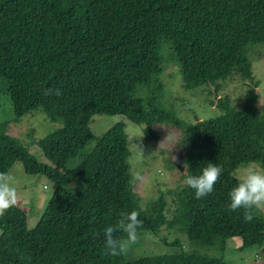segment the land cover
Here are the masks:
<instances>
[{
  "label": "trees",
  "instance_id": "1",
  "mask_svg": "<svg viewBox=\"0 0 264 264\" xmlns=\"http://www.w3.org/2000/svg\"><path fill=\"white\" fill-rule=\"evenodd\" d=\"M251 44L264 45V0H0V104L11 114L0 118V171L20 162L25 173L54 183L32 228L17 205L0 217V264H230L223 257L230 238L239 240L236 249L258 247L264 260V213L253 209L246 222L243 209L228 210L227 196L239 166L264 165ZM171 63L182 87L204 93L220 114L186 122L166 108L160 75ZM233 70L248 82L239 109L228 95L218 97L219 81ZM48 88L62 95H44ZM33 112L58 124L34 138L48 163L7 132ZM95 114L124 116L146 141L159 139L155 124L179 129L183 177L209 162L223 166L213 192L198 199L183 184L141 207L125 123L96 138ZM133 210L143 222L138 235L180 249L134 259L104 255L103 228ZM162 227L216 246L219 255L189 251L177 238L167 242Z\"/></svg>",
  "mask_w": 264,
  "mask_h": 264
},
{
  "label": "rangeland",
  "instance_id": "2",
  "mask_svg": "<svg viewBox=\"0 0 264 264\" xmlns=\"http://www.w3.org/2000/svg\"><path fill=\"white\" fill-rule=\"evenodd\" d=\"M248 57L252 63V72L255 79L259 82L256 87L258 94V106L264 113V45L251 44L248 47ZM160 80L164 88V102L166 108L174 111L181 119L186 122H194L196 119H206L220 114L215 105L208 104L205 100V94L186 90L182 87L180 73L175 64H169L160 75ZM221 88L218 91V97L228 95L231 105L239 109L245 101L248 90L247 81L243 80L236 70L226 78L219 81ZM0 118L10 117V109L5 104H0ZM9 107L11 108L10 104ZM5 111V112H4ZM4 112V113H3ZM10 114V115H9ZM118 121L125 123V131L128 135L129 148L131 155L129 165L133 177L139 173L142 177L139 181H133V190L139 198V204L145 208L147 202L156 198L160 191L173 189L185 184V166L182 164L181 146L178 141L181 137V131L170 125L155 124L154 130L159 139L157 141H146L143 136L140 125L127 120L124 116L95 114L92 116L90 128L96 138L107 130L111 125ZM58 126L47 120L43 114L33 112L25 114L18 122H11L7 132L19 140L41 161L48 163L41 150L35 143V139L43 137L47 132ZM34 129L33 139H29V129ZM32 133V132H31ZM183 166L180 170L177 165ZM55 168L59 165L53 164ZM239 166L236 174L244 168ZM17 178L18 184V203L27 216V226L32 228L38 221L45 205L50 197L54 183L43 175L27 174L24 172L22 164L16 162L10 170ZM169 208L172 209L171 198L166 196ZM263 213L264 210L260 209ZM143 235V236H142ZM161 235L167 236V242L174 238L179 239L183 246L189 251H196L203 254L218 256L219 251L216 246H204L194 242H188L185 236L179 232H169L166 227H162ZM159 237H154L149 233L138 235V242L132 245L126 256L134 259L141 255L164 254L178 251L176 246H168ZM239 240L230 238L226 240L224 259L230 264H263L262 254L258 247H247L236 249ZM264 258V257H263Z\"/></svg>",
  "mask_w": 264,
  "mask_h": 264
},
{
  "label": "clouds",
  "instance_id": "3",
  "mask_svg": "<svg viewBox=\"0 0 264 264\" xmlns=\"http://www.w3.org/2000/svg\"><path fill=\"white\" fill-rule=\"evenodd\" d=\"M44 95L57 97L62 95L59 88H48ZM186 166V164L184 165ZM223 166L216 163H207L198 175H189L184 183L194 190L196 198L206 197L214 190L219 180ZM137 173L134 181L141 180ZM236 183L228 192V210H244L243 219L251 222L254 218L252 210H264V165L256 162L246 164L235 176ZM18 180L9 170L0 171V217L18 203ZM140 213L136 210L121 213L115 224H107L103 228L102 251L106 256L118 257L126 255L129 248L138 242V229L142 221L138 218ZM122 235H117V234Z\"/></svg>",
  "mask_w": 264,
  "mask_h": 264
},
{
  "label": "water",
  "instance_id": "4",
  "mask_svg": "<svg viewBox=\"0 0 264 264\" xmlns=\"http://www.w3.org/2000/svg\"><path fill=\"white\" fill-rule=\"evenodd\" d=\"M177 167H178L180 170H182V169H183V166H182V165H180V164H178V165H177Z\"/></svg>",
  "mask_w": 264,
  "mask_h": 264
}]
</instances>
